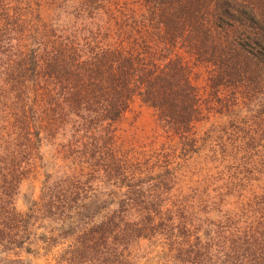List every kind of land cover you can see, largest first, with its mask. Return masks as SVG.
<instances>
[{
    "label": "trees",
    "instance_id": "1",
    "mask_svg": "<svg viewBox=\"0 0 264 264\" xmlns=\"http://www.w3.org/2000/svg\"><path fill=\"white\" fill-rule=\"evenodd\" d=\"M73 1L75 9L66 1L71 12L64 9L54 23L37 20L27 27L33 37L27 51L25 32L15 25L8 49L0 46V156L36 155L43 140L27 123L33 111L46 118L41 129L51 145L62 138L56 151L68 170L58 174L60 182L44 185L42 205L23 212L15 203L21 169L1 166L0 251L72 239L62 257L67 264H137L131 247L144 229L129 217L140 204L159 199L160 185H135V172L108 164L105 155H114V147L101 140L102 128L140 99L166 127L188 133L201 104L181 50L213 66L215 85L234 82L263 94L264 0ZM26 100L33 104L29 112ZM7 101L10 107L19 103L17 112ZM124 179L128 185H108ZM98 203L106 209L90 214ZM243 210L245 217H228L213 235L196 237L186 261L264 264V185ZM46 220L54 227L38 233ZM2 264L33 263L8 257Z\"/></svg>",
    "mask_w": 264,
    "mask_h": 264
},
{
    "label": "rangeland",
    "instance_id": "2",
    "mask_svg": "<svg viewBox=\"0 0 264 264\" xmlns=\"http://www.w3.org/2000/svg\"><path fill=\"white\" fill-rule=\"evenodd\" d=\"M66 1L73 11V0H0V46L8 49V36L15 25L25 32L22 43L27 51L33 40L27 27L37 20L54 23L64 9L70 13ZM180 52L190 67L191 80L199 91L201 104L188 133L181 135L166 127L157 112L140 99H136L120 119L102 128L105 132L101 140L109 149L114 147V155H105L107 163L108 160L116 162L123 170L135 172V185H160L159 199L153 204L150 200L151 205L140 204L129 217L130 221L141 223L144 229L142 238H137L131 247L137 264H191L185 255L188 245L198 236L205 239L207 235L204 234L213 235L228 217H245L246 211H241L243 203L264 185V93L252 94L244 90L242 84L234 82L215 85L211 64L199 62L183 50ZM11 95L9 92L8 96ZM17 101L15 99L14 103ZM32 106L31 101L26 100L24 111L29 112ZM10 108L17 112L20 105ZM32 113L28 114L27 123L33 133H41L43 140L36 155L32 158L15 155L12 159L11 154L0 156V171L3 165L7 169H21L15 203L23 212L42 205L44 185H54L55 180L60 182L58 174L68 171L56 151L62 138L51 145L41 129V120L46 118ZM1 118L4 117H0V123ZM113 174L110 172L109 179L114 178ZM109 182L108 185H128L126 179L119 183ZM104 207V203L91 205L90 214L102 212ZM115 208L118 207H110L111 210ZM184 215L188 219L183 218ZM43 225L45 228L38 233L48 234L54 227L50 220ZM71 241L60 239L57 244L46 246L35 240L27 245L28 249L0 251V264L8 257L29 260L33 264H67L62 257Z\"/></svg>",
    "mask_w": 264,
    "mask_h": 264
}]
</instances>
